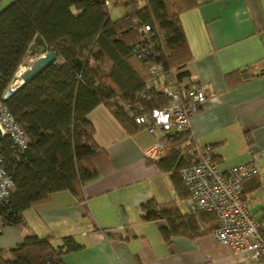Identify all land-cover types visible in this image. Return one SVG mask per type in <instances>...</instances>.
<instances>
[{
  "label": "trees",
  "instance_id": "obj_1",
  "mask_svg": "<svg viewBox=\"0 0 264 264\" xmlns=\"http://www.w3.org/2000/svg\"><path fill=\"white\" fill-rule=\"evenodd\" d=\"M201 2L115 0L113 6L121 3L125 12L111 19L108 0H0V100L27 139L26 147L18 149L8 136L0 138V164L14 185L1 207L5 226L25 229L22 213L51 193L69 191L81 200L82 187L99 177L107 164L86 118L94 107L104 105L126 133L134 134L143 130L135 123V105L140 104L139 114L149 115L169 103L161 87L186 100V92L200 85L182 69L190 57L179 15ZM50 51L56 59L4 99L24 58L38 59ZM161 142L169 151L150 161L170 173L176 192L187 201L179 176L187 163L180 152L200 143L190 130L165 133ZM253 177L242 183L244 202L243 185ZM141 210L143 221L166 222L160 229L166 242L174 235L211 233L217 226L214 214L191 207L182 215L172 204L150 201ZM202 220L211 226L199 225ZM81 248L72 236L53 246L49 237L30 232L21 244L0 250V261L64 264V255Z\"/></svg>",
  "mask_w": 264,
  "mask_h": 264
},
{
  "label": "crops",
  "instance_id": "obj_2",
  "mask_svg": "<svg viewBox=\"0 0 264 264\" xmlns=\"http://www.w3.org/2000/svg\"><path fill=\"white\" fill-rule=\"evenodd\" d=\"M179 20L190 57L182 69L207 94L190 119V133L212 147L221 171L257 163L243 191L251 215L264 219V0H202ZM86 118L107 165L82 187L81 200L58 191L25 210L26 228L5 226L0 250L21 244L32 232L49 237L53 246L72 236L82 248L64 255V264H264L214 241L209 232L166 242L160 233L166 222L143 221L141 206L172 204L182 215L189 207L170 173L145 158L157 136L126 133L102 104ZM203 222L204 228L212 223Z\"/></svg>",
  "mask_w": 264,
  "mask_h": 264
},
{
  "label": "built area",
  "instance_id": "obj_3",
  "mask_svg": "<svg viewBox=\"0 0 264 264\" xmlns=\"http://www.w3.org/2000/svg\"><path fill=\"white\" fill-rule=\"evenodd\" d=\"M29 59L27 56L24 58L16 72L17 76L32 64ZM160 93L168 97L169 103L152 110L149 115L139 114L140 104L135 105L138 110L135 123L149 134L157 136L153 145L144 152L145 158L151 161H157L169 151L168 145L161 142L165 133L190 130V119L207 95L202 85L188 90L186 100L181 98L180 93L168 88L161 87ZM0 134L2 137L8 136L18 149H24L27 145L24 131L1 100ZM180 154L187 163L179 172L187 190V203L193 211L210 212L216 216L217 226L211 232L214 241L227 245L233 252H247L252 260L264 263V220L255 219L242 199V183L257 173V163L252 160L221 171L214 160L211 146L201 143L182 150ZM13 191L14 185L0 164V232L6 225L1 207L5 206Z\"/></svg>",
  "mask_w": 264,
  "mask_h": 264
},
{
  "label": "water",
  "instance_id": "obj_4",
  "mask_svg": "<svg viewBox=\"0 0 264 264\" xmlns=\"http://www.w3.org/2000/svg\"><path fill=\"white\" fill-rule=\"evenodd\" d=\"M55 59H56V54L53 51L47 52L46 54L39 57L19 77L14 76L12 78L11 86L6 90L3 98L6 99L17 86H19L22 83L29 81L32 77L37 75L41 70H43L45 67H47L49 64H51ZM1 137L2 136L0 134V138Z\"/></svg>",
  "mask_w": 264,
  "mask_h": 264
},
{
  "label": "rangeland",
  "instance_id": "obj_5",
  "mask_svg": "<svg viewBox=\"0 0 264 264\" xmlns=\"http://www.w3.org/2000/svg\"><path fill=\"white\" fill-rule=\"evenodd\" d=\"M114 1L115 0H108V2L110 3L109 4V8H110V18L111 19H116V18H119L121 15H123L124 14V12H125V10H124V7H123V5L120 3V4H118V5H116V6H113V4H114ZM126 12H127V10H126ZM31 59V58H30ZM29 59V63L31 64V63H33V61H34V58H32L31 60ZM35 60H36V58H35ZM23 66V65H22ZM20 82V81H19ZM19 84V83H18Z\"/></svg>",
  "mask_w": 264,
  "mask_h": 264
},
{
  "label": "clouds",
  "instance_id": "obj_6",
  "mask_svg": "<svg viewBox=\"0 0 264 264\" xmlns=\"http://www.w3.org/2000/svg\"><path fill=\"white\" fill-rule=\"evenodd\" d=\"M36 60H37V59H36ZM34 61H35V59H34ZM34 61H33V62H34ZM30 66H31V65H30ZM30 66H29V67H30ZM25 71H26V70H25ZM25 71H24V72H25ZM20 75H21V74H20ZM15 76H16V74H15ZM18 77H19V76H18Z\"/></svg>",
  "mask_w": 264,
  "mask_h": 264
},
{
  "label": "bare ground",
  "instance_id": "obj_7",
  "mask_svg": "<svg viewBox=\"0 0 264 264\" xmlns=\"http://www.w3.org/2000/svg\"><path fill=\"white\" fill-rule=\"evenodd\" d=\"M17 76V75H16ZM18 77V76H17ZM11 86V85H10Z\"/></svg>",
  "mask_w": 264,
  "mask_h": 264
}]
</instances>
